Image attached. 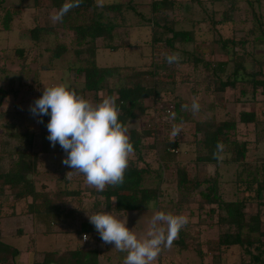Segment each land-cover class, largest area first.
<instances>
[{
    "label": "rangeland",
    "instance_id": "1",
    "mask_svg": "<svg viewBox=\"0 0 264 264\" xmlns=\"http://www.w3.org/2000/svg\"><path fill=\"white\" fill-rule=\"evenodd\" d=\"M107 1L130 4L142 18L129 8H124L120 12L124 23L119 21V25L114 29L111 48L103 45L104 40L99 38L95 40L93 48H95L96 65L115 67L118 73L107 79L104 87L98 92H86L84 98L93 104L99 103L102 97L114 95L112 90L116 87L135 81L136 78L130 77L132 71L148 67L155 70L152 77L143 78L141 83L146 86L153 85L158 93L157 98L149 97L144 100L146 111L136 125L149 134L141 140L139 155L133 153L129 157V164L147 168L148 179L145 184L157 190L158 206L149 202L146 208L140 211L114 212L112 206L105 209V203L99 195L98 200H95L96 205L92 209L85 207L86 209L81 211L82 216L86 215L87 220L88 215L107 211L121 219L127 218L126 226L137 234H142L155 211L183 214L189 218V222L180 230L178 236L181 235L185 248L173 242L170 248L162 249L152 264H239V254L242 253L239 248L223 247L216 243L218 235L230 229L217 222L218 211L215 205L204 203L198 195L204 184L198 187L190 184L188 190L177 188L176 169L179 167L184 169L190 183H193V180L197 182L205 177H213L216 172L220 198L223 200L243 198L245 217L248 218L255 212L260 213V228L264 231V214L261 205L264 202V189L256 200L255 183L252 182L249 188H244L246 184L244 181L251 180L254 175L258 177V166L264 164V102L261 99L260 89L255 87L253 90L245 78L243 81H237L233 87L211 92L207 87L208 76L204 66L201 62L194 64L192 60L194 55L208 60L209 64L224 62L227 55L223 53L221 45L217 42V34L229 37L232 28L235 41L240 38L246 40L242 43V47L236 43L233 48L237 53L242 54L245 69L263 74L264 40L256 43L257 48L256 46L252 48L251 45L255 43L251 42V35L248 34L247 29L255 27L256 20L259 25L264 26V0H250V3L246 0H203L204 7L190 0H175L180 6L174 4L173 9H166L164 14L167 19L173 20L174 29H191L194 32V41L175 44L174 50L168 49L161 41L151 43V27L145 20L151 16L148 11L151 0H103V2ZM4 4L15 8L16 13L9 31H3L0 25V87L11 89L19 82L21 89L18 90L15 98L8 95L2 103L0 141L10 140L8 134L10 133L11 136L16 132V128L36 131V116L30 112V106L41 97L44 87L60 83H66L73 89L80 87L82 75L75 73L74 70L79 61L86 56L84 51L86 45L77 47L74 44L73 32L64 29L61 22L54 23L51 20V15L59 8H52L48 5L50 4L48 0H4ZM98 8L96 11H101L104 20L106 17L116 16V13L106 11L104 7ZM209 11L212 20L207 18ZM227 15L229 18L232 17L231 20L234 19L233 22H221L222 24L217 22L215 29L211 28L212 22L216 20L228 21V18L223 19ZM86 20V16L81 19V21ZM142 22L147 25H141ZM36 27L41 28L42 31L37 39L33 40L29 31ZM254 27L255 33L257 31ZM59 43L64 44L67 50L57 59H52L51 51ZM15 49L23 50L21 57L16 55ZM73 49L81 50L78 57L72 52ZM171 53L180 54L179 62L171 65L167 63L165 57ZM21 62L23 66L20 65ZM231 69V61H227L221 78L224 79L229 75ZM36 78H40L41 84H36ZM34 90V93L30 92ZM193 98H198L200 104V110L195 114L191 110L182 109L183 104L191 105ZM160 101H174L181 104L180 112H188L187 119L177 121L175 113L167 118H158L154 107ZM245 110L256 114V122L237 123L235 130L230 133V140L247 143L245 162H235L232 152L228 151L223 152V159L217 165L196 162V155L203 151L198 142L200 136L194 133V124L197 121L210 119L236 123L238 113ZM154 118L158 119V124L151 122ZM173 124L178 125L182 132L175 142H170L169 133ZM35 136L37 137V133ZM12 138L18 139L13 135ZM13 143L5 148L3 144L0 145V153L4 154L8 151ZM172 147L173 152L168 150ZM229 148L230 151L231 146ZM224 149H227V146ZM239 179L241 182H238ZM50 228L57 229V226L53 224ZM65 231L67 234L81 236V230L75 223L68 224ZM85 234L88 235V239L83 243L94 240L92 243L98 244L100 248L106 247L103 250L112 254L104 253V256L108 255L107 257L111 258L108 264H114V257L117 258L120 251L112 244H103L98 232L91 236ZM91 237L93 240L90 239ZM262 239L264 241V236ZM8 243L20 248V245L26 242L18 240L16 245L11 241ZM243 255L245 259L246 255ZM123 261L124 258L120 264H123Z\"/></svg>",
    "mask_w": 264,
    "mask_h": 264
},
{
    "label": "trees",
    "instance_id": "2",
    "mask_svg": "<svg viewBox=\"0 0 264 264\" xmlns=\"http://www.w3.org/2000/svg\"><path fill=\"white\" fill-rule=\"evenodd\" d=\"M48 1L50 2L48 5L55 9L60 8L65 2V0ZM246 1L250 3V0ZM190 2L204 7L203 0H190ZM174 4L180 6L175 0H151L148 10L151 13V16L148 18L144 17L146 23L151 27V43L155 44L156 42L161 41L170 50H174L175 44L191 43L194 41V32L191 29H174L173 20L166 18L164 14L165 10L173 9ZM96 6V0H82L81 4L69 11L63 17L61 22V26L64 27V29L73 32L74 44L77 45V47L80 45H86L84 49L86 56L79 61L78 66H76L74 70L75 73H80L82 75V85L75 90L78 95L83 97L86 92L95 93L101 90L104 87L106 80L112 78L114 74L118 73V69L115 67L96 65L95 48H93L95 40L98 38L102 39L104 40L103 45L111 48L114 38V29L119 25V21L124 23L120 12L124 8H129L133 12H136L130 4L123 5L118 1H107L103 2V7L106 11L116 13V16L112 18L106 17V20H104L101 11H96L99 9L98 7L96 8ZM211 7L213 8V5ZM209 12L207 18L212 20L210 15L211 11ZM15 13V8L5 6L4 0H0V25L3 31L10 30L11 21L13 16H15ZM136 14L142 18L140 13L136 12ZM227 14H229V12ZM83 16L87 17L86 21H81ZM227 18L229 19L228 21L216 20L212 22L211 28L215 29L214 26L217 22L222 24L221 22H233L234 20H231L232 17L229 18V15L223 19L225 20ZM146 23L142 22L141 25H145ZM253 27H249L247 32L251 35V42L255 43V45H251V47L253 48L256 46L257 48L256 43L264 40V26L259 25L256 20L254 29L257 32L254 33ZM41 31L42 30L39 27L30 29L29 34L31 39H37L38 34ZM233 34L234 30H232V28L229 37H223L221 34H217V42L221 45L223 53L227 55V59L224 62L217 61V63L209 64L210 62L208 60H204L201 57L194 55L192 56V60L194 64L201 62L204 66L208 76L207 87L211 92L223 91L227 87H233L237 81H243L247 78L253 90H255V87H259L261 99L264 102V73L262 74L261 72L252 70L247 71L245 69V64L241 57L242 54L237 53L233 48L236 46V43H239L242 47V43L246 42V40L245 38H240L235 41ZM66 50L67 47L64 44H57L51 51V58L57 59L61 54L66 52ZM79 51L81 50L73 49L72 52L78 57V54L80 53ZM14 52L18 57H21L23 54L22 49H15ZM227 61H231L232 69L229 75L222 79L221 73ZM20 65L23 66V63L21 62ZM152 66L153 68L156 67L154 64ZM154 71L155 70L150 67L147 69L134 70L130 73V77L134 79L136 78L135 81L130 80L132 82L127 83L126 85H120L116 87L115 90H112L117 98L116 105L120 110L119 121L128 126L130 142L133 144L134 153L137 155L140 153L142 138L149 134L145 129H140L136 126L138 119L141 115H144L146 111L144 100L149 97L155 99L158 95L153 85L146 86L142 84L141 81L144 80L143 78L152 77L155 74ZM35 82L39 85L42 81L40 78H36ZM19 89H21V87H19V82L17 85L15 83L14 87L11 89L0 87V108L8 95L15 98ZM41 89H43V87H41ZM30 92L34 93L35 90ZM172 103L174 105L173 113L176 114V120H186L188 112L181 113V104L174 101H172ZM49 119L50 116L48 115H36L37 130L41 131V134L49 135L47 129ZM253 122H256V114L253 111L246 110L238 113V120L236 123L235 121H215L213 119L197 121L194 124V133L200 136L198 142L203 152L196 155L195 161L198 163L217 165L220 160L214 159L213 153L216 150L217 143L222 142L224 146H227V149H224L223 152H232L235 162H245L247 143H244V141L239 142L230 140V133L235 130L237 123L247 124ZM229 146H231L230 151L228 150L230 149ZM35 162L36 156L33 150L18 151L14 154L13 158L8 159L6 171L0 172V194L4 191H8L16 198L28 195L33 196V180L29 176L34 173ZM147 173L148 170L146 167H137L136 165L129 164L125 171L123 184L116 187L106 186L104 191H94V193L103 197L105 209L110 208V200H113L112 210L114 212L125 213L129 211H140L143 208H146L149 202H153L154 206L157 207V190L155 187L145 184L148 179ZM176 174V187L181 190H188L190 184L194 187L204 184V187L198 191V195L204 203L215 205V208L218 211L217 222L230 229L229 231L222 232L218 235V238L216 239L217 245L239 248L241 252L246 255L244 259V255L242 253L239 254V264H264V241L262 239L264 231L260 228L261 214L255 212L246 218L244 212L245 200L243 198H234L233 200L221 199L218 192L219 182L216 177V172L213 177H205L197 182L193 180V183H190L189 179L186 177L184 169L180 167L177 168ZM257 174L259 178L254 175L251 180L244 181L246 183L244 188H249L252 182L255 183L254 198L256 200L264 189V164L258 166ZM155 175L158 176L157 174ZM238 182H241V180L239 179ZM261 205L263 206L262 212L264 214V202H262ZM181 206L182 205L180 204V207ZM51 210L53 211L54 209ZM180 236L177 237V240H175L174 243L185 248V244ZM17 254L18 251L16 248L0 240V264H15ZM50 263L97 264V252L95 249L62 251L60 254L44 252L41 256V260L34 261L31 264Z\"/></svg>",
    "mask_w": 264,
    "mask_h": 264
},
{
    "label": "clouds",
    "instance_id": "3",
    "mask_svg": "<svg viewBox=\"0 0 264 264\" xmlns=\"http://www.w3.org/2000/svg\"><path fill=\"white\" fill-rule=\"evenodd\" d=\"M82 0H65L51 20L62 22L63 17ZM97 7H103V0H97ZM168 64L179 62V53L165 57ZM116 96H104L93 104L66 83L44 87L43 94L30 106L36 116H50L47 123V139L53 147L57 143L66 153L62 163L73 169L67 177L82 174L85 182L97 191L106 186H119L124 182L129 157L134 153L128 135L129 128L119 121V108ZM182 109L199 112L198 98L191 105L183 104ZM43 122V121H40ZM182 129L173 124L169 141L175 142ZM224 144L218 142L213 158L223 159ZM89 222L103 244H112L120 252L126 253L123 264H152L163 248H170L180 230L187 225L189 218L183 214L155 211L142 234H137L127 225V218L121 219L110 212H97L88 215ZM84 240L88 235H84Z\"/></svg>",
    "mask_w": 264,
    "mask_h": 264
},
{
    "label": "crops",
    "instance_id": "4",
    "mask_svg": "<svg viewBox=\"0 0 264 264\" xmlns=\"http://www.w3.org/2000/svg\"><path fill=\"white\" fill-rule=\"evenodd\" d=\"M15 130L11 136L8 134L10 140L0 141L4 148L14 142L8 151L0 153V172L7 169V157L13 158L18 151L33 150L36 156L34 173L29 176L33 180L34 195L16 198L8 191L0 194V200H4L0 201V240L7 244L9 241L15 244L18 240L26 242L20 248L13 246L18 251L15 264L39 261L44 252L60 254L77 249H95L97 264H108L111 258L104 256V253H112L104 251L106 247L100 248L98 244L92 243V237L90 239L93 241L83 243L79 235L67 234L65 231L68 224L75 223L81 234L88 233L91 236L97 232L89 219H85L87 216L81 214L82 210L92 209L96 205L95 200H98L99 195L94 191L97 190L85 182L82 174L67 177V173L73 169L62 163L66 153L59 143L53 147L47 134L44 136L37 129ZM12 135L18 139L12 138ZM102 200L104 202L103 197ZM110 206H113V200H110ZM53 224L57 229L50 228ZM117 256L114 257V264H120L126 253L120 252Z\"/></svg>",
    "mask_w": 264,
    "mask_h": 264
},
{
    "label": "built area",
    "instance_id": "5",
    "mask_svg": "<svg viewBox=\"0 0 264 264\" xmlns=\"http://www.w3.org/2000/svg\"><path fill=\"white\" fill-rule=\"evenodd\" d=\"M173 109H174V105H173L172 102H160L158 105H156L154 107V110H155L156 115H157L158 118L159 117L160 118H164V117L167 118V117L172 116ZM157 120L158 119L154 118V120L151 119V122H153L155 124H158L159 122L157 123ZM168 150H170L171 152L174 151L173 147L170 148V149L168 148ZM84 235H85V233H82L81 236H80V238H81L82 241H84V239H83L84 238Z\"/></svg>",
    "mask_w": 264,
    "mask_h": 264
}]
</instances>
